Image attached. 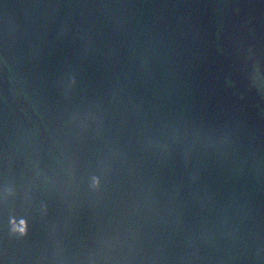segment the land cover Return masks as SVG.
Listing matches in <instances>:
<instances>
[{
	"label": "water",
	"instance_id": "water-1",
	"mask_svg": "<svg viewBox=\"0 0 264 264\" xmlns=\"http://www.w3.org/2000/svg\"><path fill=\"white\" fill-rule=\"evenodd\" d=\"M0 264H264V0H0Z\"/></svg>",
	"mask_w": 264,
	"mask_h": 264
}]
</instances>
